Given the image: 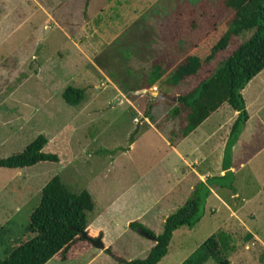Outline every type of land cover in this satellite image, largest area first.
<instances>
[{"label": "rangeland", "instance_id": "1", "mask_svg": "<svg viewBox=\"0 0 264 264\" xmlns=\"http://www.w3.org/2000/svg\"><path fill=\"white\" fill-rule=\"evenodd\" d=\"M86 1L0 0V159L22 152L40 135L48 141L43 151L59 158L29 168L0 167L3 258L27 225L41 189L55 176L74 193L91 192L96 210L113 204L101 222L114 256L102 252L90 264L145 258L154 241L126 223L136 220L159 235L163 216L192 198L185 180L171 197L164 196L177 182L170 176L177 160L166 141L179 140L171 133L177 122L168 121L167 113L180 92L160 83L144 89L142 79L155 50L197 43L198 35L175 8L204 0H90L88 6ZM69 86L84 89L77 106L62 97ZM219 117L210 120L211 130H219ZM181 143L180 150L188 151L197 137ZM198 154L199 149L190 158ZM236 170L224 179L234 189L223 187L210 195L200 221L192 229H177L157 264H183L219 231L231 235L226 256L232 264H264V151ZM119 192L124 195L115 200ZM89 257L54 258L46 264H85Z\"/></svg>", "mask_w": 264, "mask_h": 264}, {"label": "trees", "instance_id": "2", "mask_svg": "<svg viewBox=\"0 0 264 264\" xmlns=\"http://www.w3.org/2000/svg\"><path fill=\"white\" fill-rule=\"evenodd\" d=\"M89 3L87 0L86 6ZM175 10L178 18H187L191 31L198 35L197 43L192 46L176 43L155 50L149 72L143 76L142 88L150 89L160 83L180 92L176 102L168 103L171 108L167 113L168 121L177 122L171 133L179 139L186 138L225 105L238 112L225 147V173L207 179L234 189L232 181L225 185L224 179L231 175L232 147L249 118L242 90L264 69V0H219L217 7L207 0L198 4L185 1ZM247 33L248 37L242 40ZM193 82L195 85L189 87ZM62 97L67 104L77 106L84 99V89L69 86ZM47 142L45 136H38L22 152L0 159V167L22 169L57 163V155L43 151ZM209 194L205 182L197 183L192 198L165 218L159 235L136 221L131 222L129 227L151 236L154 245L145 258L128 264H157L167 254L173 233L181 227L192 229L200 221ZM94 206L87 190L74 193L59 176L53 177L41 189L39 202L30 211L20 237L11 243L4 258L0 255V264H46L57 256L67 261L79 242L92 243L102 237V234L91 237L88 231ZM231 244L229 233L216 232L183 264H206L210 259L216 264H232L226 256ZM105 251L114 256L110 248Z\"/></svg>", "mask_w": 264, "mask_h": 264}, {"label": "crops", "instance_id": "3", "mask_svg": "<svg viewBox=\"0 0 264 264\" xmlns=\"http://www.w3.org/2000/svg\"><path fill=\"white\" fill-rule=\"evenodd\" d=\"M242 95L245 101V106L249 118L244 126L241 135L232 147L230 170H235V172L237 171L236 169L245 167V165L249 164L258 154L264 151V69L261 70L246 84L245 88L242 90ZM129 104L134 105L133 103ZM230 110L232 112V116L230 115L228 117ZM215 115H219V119H221L220 121H218L219 130H211V127L209 125L210 120ZM227 117L228 119L225 120ZM237 117L238 112L233 110L230 106L225 105L219 110H217L215 113H213L205 122L198 126L186 138L177 140L178 143H173L172 140L167 139L166 144L172 152V158L177 160L176 162H174V166L170 176H172V178L176 177L177 182H175L174 180V183L168 186L169 188L165 192L164 196L171 197L174 193V190L177 188L176 186L184 180L188 181L191 193H193L195 186L199 182H205L207 184L210 189L209 196L213 193L216 194L217 189L223 188L219 186L216 182H207V179L214 177L218 178L223 176L225 173V171L223 170V158L225 153V147L232 125L237 119ZM229 125L230 127L228 128H222V126L227 127ZM172 129H175V127L171 128V132ZM196 137L197 143H191L188 148V151L186 150L185 152H182L180 150V145L182 144V141L186 142L187 140H191L192 142V140ZM198 149V156L193 157V159H191L190 156H193V153L196 152ZM236 164H238L237 167H235ZM177 173H181L182 176L178 178ZM228 189L230 190V188ZM89 193L91 194L92 198H94L93 194L91 192ZM232 193L233 196L237 195L236 191H233ZM123 195L124 193L119 192V195L115 197V200L121 198ZM164 196L158 198V200H156L157 202L155 201L156 204L161 203L164 199ZM110 202L111 201H109L105 206L100 207L99 210L97 209V211L95 209L96 203L94 200L95 211L93 210L92 214L96 211L97 212L95 216H91L92 214H90L91 220L88 226V231L91 237L95 238L99 234H102V237L98 239L101 240L102 244L104 245V248H97L93 245V243L79 242L72 250L70 258H81L82 256H85L89 253L90 257L86 260L85 264H90L98 256H100L102 252H106L105 250L110 248L109 244H107V242L105 241V226L102 225L104 223L101 222L104 218V215L107 212L111 211L113 204H111ZM166 217L167 213L162 218L163 222ZM129 221L126 223L128 224V227L131 222H134L136 220L130 222ZM54 258L60 260L59 256Z\"/></svg>", "mask_w": 264, "mask_h": 264}, {"label": "water", "instance_id": "4", "mask_svg": "<svg viewBox=\"0 0 264 264\" xmlns=\"http://www.w3.org/2000/svg\"><path fill=\"white\" fill-rule=\"evenodd\" d=\"M142 233H143V232H142ZM144 235H145L146 237L152 239L151 236H148V235H146V234H144ZM92 243H93V245H94L95 247H97V248H100V249H103V248H104V245L102 244V242H101L100 239H96V240H94ZM119 263H121V264H128L129 262L126 261V260H119Z\"/></svg>", "mask_w": 264, "mask_h": 264}]
</instances>
